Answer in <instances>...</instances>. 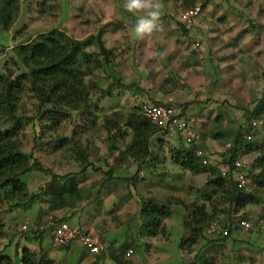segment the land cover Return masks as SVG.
I'll list each match as a JSON object with an SVG mask.
<instances>
[{
    "label": "rangeland",
    "instance_id": "obj_1",
    "mask_svg": "<svg viewBox=\"0 0 264 264\" xmlns=\"http://www.w3.org/2000/svg\"><path fill=\"white\" fill-rule=\"evenodd\" d=\"M122 1L126 2V0ZM206 2L205 14L208 13V19L205 21H208V32L213 33V35H208V76L211 78L208 82V99H206L210 115L208 116L207 130L209 134L216 131L220 136L214 138L210 145L204 144L201 147L212 155L214 160H211V163L216 164V158L213 155H219L223 163L227 160L226 144L230 141L229 130H234L239 125L245 127L248 118L246 117L247 113L243 112L244 109L251 110L262 94L261 90L264 84V0H208ZM168 3L171 5L170 1ZM106 4L108 3H105V6L102 5L104 10L105 7L108 8ZM86 5L87 7L84 5V0H16L10 26L7 30H0V73L6 74L5 72L10 70L11 74L15 75L21 71L20 64L13 52L14 45L20 41L52 28L60 29L78 39L82 32L86 31L85 29L92 28V22L82 23L84 20L81 15L83 8L85 7V10L89 8L90 13L92 12L91 0ZM97 8L99 9V5ZM201 13L200 10L196 17L198 22H203L201 17H205L201 16ZM66 14L72 15L66 18ZM86 48L87 50L95 48L94 43L89 42ZM161 53L165 55L163 51ZM113 54L114 56L115 54L120 55L117 52H113ZM172 60L169 59V62ZM124 68L130 75L135 76V73L131 72V66L126 65ZM95 75L98 73L95 72ZM85 79L86 81H92V79L96 81L92 75L86 76ZM164 86L165 83L161 91L163 88L167 90ZM140 100L142 99L136 100L130 97L125 99V96L119 95V93L116 96L107 95L104 97L96 91L93 93V103L90 107L91 115L71 112L70 117L58 123L55 131L44 128L45 131L41 134L38 128L42 123L38 122L37 118L32 122L22 120L24 123L21 132V150L25 153L31 151L42 168L35 167L21 177L26 191L32 192L42 187L49 169L59 168L60 171L74 170L75 167L81 169L87 166V162L92 166L88 169L90 173L86 177L89 179L99 178L101 174L97 170L100 167L105 169L106 166L93 159H99L98 154L101 149L99 145L102 144V138L105 136L103 129H100L102 114L113 110L123 113L131 107L139 106ZM35 107L36 100L28 92H25L18 99L15 112L30 117L34 115ZM260 110V114L253 118L256 123V128L252 133L253 139L264 137V105ZM204 132L207 131L204 130ZM35 133L40 136L39 138L43 137L41 146H33L32 137ZM57 135H71L79 140V147H85L87 150L86 160L69 157L68 151L62 149L52 150L53 143L51 141ZM158 135L157 137L163 141L160 151H157L156 155L154 154L155 157L151 155L147 161L143 162L144 170L141 177L119 179L118 185L130 187L131 190H134V195L139 193L138 197L136 196L138 200L148 198L156 205H165L168 202V215L160 219L162 228L148 242L139 226L135 225V223L141 222V217L139 215L138 219L130 217L137 201L124 196L123 202H119L117 205L118 208L124 203L123 207L119 209L121 213L115 215V212L112 211L106 215V213L100 212L101 217L94 223L97 230L104 231L105 242L97 237L105 245L103 251L115 253L116 250L119 253L122 244L133 249V254L126 259L123 258V251L121 263L116 264H203L202 262L205 261L207 264H264V185L258 186L249 177H247L248 182L244 188L258 198L257 203L245 205L248 210L252 211L250 216L245 214L246 220L250 221L252 228L247 231L235 229L236 231H233L226 240L217 239L220 237L218 234L206 235L203 233L196 245L189 249L179 248L178 243L184 235L183 220L187 215L184 208L191 204L202 203L209 211L212 207L211 203H208L210 200L216 201L217 210L224 209L225 206L219 200L220 194L212 193L214 188L206 183L209 178L207 172L193 174L170 160L169 154L175 151V147L180 143L179 139L171 137L172 140H168L169 137L161 136V132ZM241 162L244 163L245 170L251 169L248 156H243ZM63 176L65 177V175ZM37 209L36 202H30L24 208L21 206L7 208L5 204H0V256H7L10 259L9 264H18L19 250L22 247H26L34 253V263L36 264H89L90 261L94 262L90 264H114L108 255L106 259L100 260L103 257V251L102 255L101 253L96 255L97 258L86 255V260L83 261L84 257L80 256L76 262H73L72 257L66 261L65 251L60 252L57 249H54L52 255L46 256L37 245L35 237L25 236L18 231V226L21 224L30 226L24 223V220L32 223L35 220ZM241 211L232 212L230 217L218 213L213 219H217L222 227H225L228 220L243 214ZM42 213L45 214L44 209ZM69 222L70 225L75 224L71 219ZM40 223L43 226L42 220ZM116 224L123 225L116 227ZM91 232L93 233L92 230ZM24 233L27 234L28 230ZM96 233L99 236V233ZM237 234H240L241 238L238 241L239 244L235 243L234 246L233 238H236ZM248 235L250 240L261 238L262 242H258V245L253 243L252 246H248ZM29 239L33 241H29ZM46 242L48 239H43L41 245H45ZM151 247L153 248L151 249ZM178 249L183 255L179 253ZM150 257L153 260H150Z\"/></svg>",
    "mask_w": 264,
    "mask_h": 264
},
{
    "label": "trees",
    "instance_id": "obj_2",
    "mask_svg": "<svg viewBox=\"0 0 264 264\" xmlns=\"http://www.w3.org/2000/svg\"><path fill=\"white\" fill-rule=\"evenodd\" d=\"M163 1H170L173 14L178 15L182 10L192 7L196 3H200L201 7L205 6L208 0ZM15 2L16 0L0 1V30H7L10 26ZM189 27L178 22V29L183 34L187 32ZM93 39L95 49L87 50L86 47ZM13 52L20 64L21 71L15 75H12L10 70H7L6 74L0 73V204H5L7 208L20 206L24 208L28 203L37 202L39 198L47 196L50 203L45 209V215L48 216L50 215L49 212L69 203L75 194L69 190L67 182L61 181L63 175L55 174L51 175L39 189L32 192L26 191L21 177L35 167L39 169L41 166L31 151L25 153L21 150L23 123L24 121L32 122L37 118L38 122L42 123L38 128L41 134L45 131L44 128L55 131L58 123L70 117L71 112L91 115L90 107L93 103V93L96 91L100 95L104 93L98 88L96 82H98L99 70L107 73L111 50L104 47L99 33L96 36L88 35L85 39L79 40L60 29L52 28L15 44ZM95 72L98 75H95ZM88 75L95 77L96 81L93 79L86 81L85 78ZM261 91L262 94L255 106L249 111L246 109L243 111L247 113L246 117L248 118L245 127L239 125L234 130H229L230 141L226 147L227 160L225 163L230 168L226 177L220 176L216 164L209 162L202 165L199 159L195 157V150L202 148L199 144L186 145L177 137L180 143L175 147V151L169 154L170 160L193 174L207 172L209 178L206 183L214 188L212 193L218 192L220 194L219 200L225 206L224 209L217 210L216 201L210 200L208 203H211L212 207L209 211L205 209V205L202 203L191 204L184 208L187 215L183 220L184 235L179 243L180 249H189L196 245L203 236L205 227L218 213L230 217L232 212H238L245 205L258 202V198L250 191H246L244 187L240 189L235 187L231 163L234 160L241 162L243 156H248L251 169L245 170L243 162H241V169L245 176L251 178L258 186L264 185V137L252 138L253 130L256 127L249 131L245 130L248 123L255 122L253 118L260 114L259 111L264 105V84ZM25 92H28L36 100L35 113L30 117L15 112L17 101ZM139 106L131 107L123 113L119 110H113L102 114L101 127L105 133L104 141L109 143V148L116 147L115 140L124 139L127 135L130 138L128 146L124 148L120 156L128 155L142 158L147 155H156L162 146L161 138L157 137L161 132L160 129L141 115ZM250 132L251 138L245 140L244 134ZM210 135L213 138L220 136L216 131ZM161 136L166 135L161 132ZM39 137L36 133L33 135V146L42 145L43 137ZM152 138H157V143L152 144L150 142ZM51 142L54 148H51L52 150L68 151V156L76 160L85 161L87 158L86 148H80L79 140L71 135H57ZM222 164H224L223 161ZM87 165L89 166L90 163L87 162ZM85 169L86 166L79 171L82 172ZM108 178L109 176H105L103 179ZM168 206V202L165 205H156L148 198L140 202L138 214L141 217L139 229L142 234L154 236L159 229L161 230L160 219L168 215ZM239 218L246 219V216L241 214ZM60 221L70 225L63 218L56 220V222ZM29 229L27 228L28 231ZM42 230L37 236L38 243L41 240ZM233 231L236 230L228 227L227 234L217 239L226 240ZM127 247L128 245H121L119 256L116 255L119 263H121L120 255ZM65 248L67 247H59V249ZM19 252L18 264H36L34 263V253L29 249L22 247ZM9 263L10 259L7 256H0V264Z\"/></svg>",
    "mask_w": 264,
    "mask_h": 264
},
{
    "label": "crops",
    "instance_id": "obj_3",
    "mask_svg": "<svg viewBox=\"0 0 264 264\" xmlns=\"http://www.w3.org/2000/svg\"><path fill=\"white\" fill-rule=\"evenodd\" d=\"M89 1L90 0H84V5L86 7ZM91 2L92 12L90 13L89 8L85 10L84 7L81 15L84 18L82 23L92 22L93 26L90 29H85L86 31L82 32V35L78 39L83 40L88 35L96 36L97 33H99L100 40L103 42L104 47L111 50L107 64V73L100 71L97 79L98 88L104 91L101 95H104V97L107 95L116 96V94L119 93V95L125 96V99H129V97L136 100L142 99L139 102L140 104L144 102L161 103L166 97H171L174 103L179 107L181 117L186 119L189 123H192L194 129L199 133L200 140L198 144L200 146L204 144L210 145L214 138L207 130L209 121L208 116L210 115L208 114V106H206L208 105V100L206 99H208V82L211 78V76H208V35H213V33L208 32V21H205V19H208V13L207 15L205 14L207 10L206 7H201V12L203 13H201V16H205L204 18L201 17L203 22H198V18L195 19L191 25L192 27L183 34L177 27V15L173 14L170 4L163 0H151L152 3L161 5L159 9L161 15L157 21V27L153 32L151 34H145L143 38H141L135 34L134 29L137 21L144 15L143 11H127L125 8L126 2L122 0H91ZM105 3L109 5L106 4L108 8L105 7L106 9L104 10L102 5L105 6ZM98 5L99 9L97 8ZM71 15L66 14L65 17L69 18ZM197 40L200 45L198 48H193L191 43ZM199 40L201 41L199 42ZM94 42L93 39L92 43ZM161 51H163L165 55H163ZM113 52L120 53V55L115 54L114 56ZM169 59L173 60L169 62ZM126 65L131 66V72L133 74L135 73V76L130 75L126 71L124 68ZM133 77H135V79H133ZM164 83V87H166L167 90L163 88V91H161ZM149 98L152 99L148 100ZM100 129H102V127ZM204 130L207 132H204ZM104 137L101 141L102 144L99 145L101 148L98 154L99 159H93L98 160L106 166L105 169L100 167L97 170L102 177L100 176L97 179L87 178L86 175L90 173L88 169L92 166L87 165L88 168L86 166V169L82 172H80V169L77 167H75L74 170L66 169L62 171H60L59 168L49 169L47 171L49 176L47 174L45 181L53 174L65 175V177H62L61 181L67 182V187L75 194L71 197L72 199L69 203L54 209L49 212V214L57 219L63 218L68 223H70L69 219H71L75 222L73 225H77L89 232L92 230L93 233H91L95 235L96 238L98 237L105 242L103 238L104 231H99L94 227L96 220L101 217L100 212H104L106 215H109L112 211L115 212V215L121 213L119 209L123 207L122 205L124 203L118 208L117 205L119 202H123L125 196L128 199L137 201L136 206L134 204L136 208L133 207V213H130V217H136V219H138L139 205L143 198L138 200L137 197L139 193L134 195V190H131L130 187H122L118 184L120 183L119 179L141 177L142 171L144 170L143 162L147 161L149 155L142 158L128 155L120 156V153L129 144V136L127 135L124 139L115 140V148H109V143L104 141ZM168 140L172 139L169 138ZM157 141V138L150 139L152 144L157 143ZM162 142L163 141H161V145ZM105 176H109V178L104 180L103 178ZM36 203L38 209L34 218L35 220L33 221L34 223H31L30 220V223L24 220V223L30 225L27 226V228L30 229L27 234H23L31 238L35 237L37 239V245L46 256L52 255L54 249H57L60 250V252L65 251L66 261H68L69 257H72L73 262H76L79 260L80 256L84 257L83 261H85L86 255L95 256V258H97L96 255L98 254L86 253L77 242L67 245L65 249H59L61 246L54 245L50 227L46 225V213H42L43 209L45 210L50 203V199H48L47 196L44 198L42 197L39 198ZM241 210L243 214H247L248 216L252 215V211L248 210L246 206ZM134 211L136 212L134 213ZM41 220L43 221L42 225L44 228L42 230L41 240L38 243L37 236L39 233H34L32 229L33 226L41 225ZM119 225L123 224H116L115 226L117 227ZM135 225L140 228V222H137V224L135 223ZM94 230L99 233V236ZM260 237L262 236L260 235ZM145 238L150 242L149 240H151L153 236L145 235ZM240 238L241 235L237 234L236 238H234V246L235 243L239 244L238 241ZM43 239H48V242L42 246L41 241ZM247 240L248 246H252L253 243L258 245V242H262L261 238L254 241L250 240L249 235ZM29 241L33 240L29 239ZM152 248L153 247H151V249ZM245 248L247 249V247ZM126 250H124V252ZM178 251L183 255L180 249H178ZM133 252L132 249V253L123 258H129ZM102 253L103 257H101L100 260L106 259L108 255L114 264L118 263V253L116 250V254L113 251L109 253L103 251ZM122 255L120 256V261ZM187 256H189V254H187ZM150 258V260H153L152 257ZM90 263L94 262L90 261Z\"/></svg>",
    "mask_w": 264,
    "mask_h": 264
},
{
    "label": "built area",
    "instance_id": "obj_4",
    "mask_svg": "<svg viewBox=\"0 0 264 264\" xmlns=\"http://www.w3.org/2000/svg\"><path fill=\"white\" fill-rule=\"evenodd\" d=\"M201 6L199 3L194 4L192 7L182 10L177 15V21L184 26H191L193 21L199 15ZM193 48H198V41H192ZM140 113L143 117L149 119L161 132L169 138L179 137L184 144H198L200 140L199 133L194 129L192 123H189L186 119L181 117L179 107L174 103L171 97H166L161 103L144 102L140 104ZM256 127L255 122H250L246 125L245 130L249 131L251 128ZM251 138V132L244 134V139L249 140ZM228 143L226 147H228ZM202 165H206L211 162L212 155L208 151L198 148L194 153ZM216 159V165L218 166L220 176L226 177L230 166L226 163L222 164V158L219 155H213ZM233 169L234 184L237 189L245 187L248 179L241 169L242 164L239 160H234L231 163ZM46 225L50 227L51 237L54 245L67 246L73 243H79L83 250L88 254H99L104 250V243L99 241L95 235L86 231L79 226L69 225L64 221L56 222V218L52 215L46 217ZM225 227H222L217 219H213L204 229L206 235L218 234L223 236L227 234L228 227L232 229H238L247 231L252 228L250 221L235 216L230 222L225 223ZM42 228L41 225L33 226L34 233H38ZM27 230L26 224H21L18 227V231L24 233ZM132 253V249L128 248L124 252V257L129 256Z\"/></svg>",
    "mask_w": 264,
    "mask_h": 264
},
{
    "label": "clouds",
    "instance_id": "obj_5",
    "mask_svg": "<svg viewBox=\"0 0 264 264\" xmlns=\"http://www.w3.org/2000/svg\"><path fill=\"white\" fill-rule=\"evenodd\" d=\"M160 7V4L152 3L151 0H126L125 8L127 11L144 12V15L141 16L140 19L137 21L134 29L135 34L138 37L143 38L145 34H151L153 30L157 27V21L159 20L161 15L159 11Z\"/></svg>",
    "mask_w": 264,
    "mask_h": 264
}]
</instances>
